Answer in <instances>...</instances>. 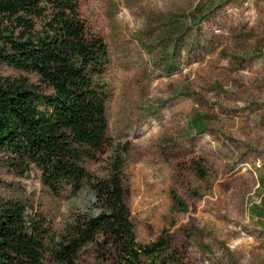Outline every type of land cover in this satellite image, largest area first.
Masks as SVG:
<instances>
[{"label":"rangeland","instance_id":"rangeland-1","mask_svg":"<svg viewBox=\"0 0 264 264\" xmlns=\"http://www.w3.org/2000/svg\"><path fill=\"white\" fill-rule=\"evenodd\" d=\"M79 1L109 50L99 80L137 241L164 236L168 264H264V0ZM111 155L85 165L105 176ZM24 172L0 151V201L46 217L50 244L101 211L89 190L56 195ZM114 258L90 244L77 263Z\"/></svg>","mask_w":264,"mask_h":264},{"label":"trees","instance_id":"trees-1","mask_svg":"<svg viewBox=\"0 0 264 264\" xmlns=\"http://www.w3.org/2000/svg\"><path fill=\"white\" fill-rule=\"evenodd\" d=\"M108 62V46L89 28L79 0H0V67L38 78L0 73V151L13 169L36 168L52 193L87 189L101 209L75 219L50 244L46 217L1 200L0 264H78L90 244L109 246L111 264H168L164 236L152 245L137 241L123 151L108 137V94L99 80ZM110 147L105 176L90 173L85 163Z\"/></svg>","mask_w":264,"mask_h":264}]
</instances>
